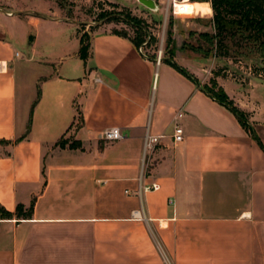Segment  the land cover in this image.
Here are the masks:
<instances>
[{
	"label": "crops",
	"instance_id": "crops-1",
	"mask_svg": "<svg viewBox=\"0 0 264 264\" xmlns=\"http://www.w3.org/2000/svg\"><path fill=\"white\" fill-rule=\"evenodd\" d=\"M32 12L0 5V264H264V148L202 61L102 29L84 58L78 24ZM251 120L264 133V103Z\"/></svg>",
	"mask_w": 264,
	"mask_h": 264
},
{
	"label": "rangeland",
	"instance_id": "rangeland-1",
	"mask_svg": "<svg viewBox=\"0 0 264 264\" xmlns=\"http://www.w3.org/2000/svg\"><path fill=\"white\" fill-rule=\"evenodd\" d=\"M172 1L156 0L159 6L157 11L146 8L139 0H0V5L15 11H34L32 13L39 17L74 21L85 36L86 55L90 33L102 29L138 39L134 24L137 23L153 39L148 45L150 39L146 37L140 47L147 55L156 58L162 49L163 59L173 56L180 63L187 59L202 61L204 88L216 96H226L224 100L240 111L249 125V131L262 142L264 133L253 127L251 119L253 111L257 112L264 103V93L260 89H264L263 49L258 43L246 41L239 48L228 34L225 40L228 56H219V51L210 42L216 33L211 1L196 0L198 3H194L192 0H178L180 2L176 1L174 8ZM223 81L238 84L240 91L229 96L221 85ZM61 143L78 145L70 140ZM23 207V213L30 214L31 205Z\"/></svg>",
	"mask_w": 264,
	"mask_h": 264
},
{
	"label": "trees",
	"instance_id": "trees-1",
	"mask_svg": "<svg viewBox=\"0 0 264 264\" xmlns=\"http://www.w3.org/2000/svg\"><path fill=\"white\" fill-rule=\"evenodd\" d=\"M194 3L196 0H192ZM212 3V9L214 11L213 23L215 28V35L210 38V42L215 48L219 51V56L227 57L228 56V47L225 44L226 37L230 34V40L234 42V44L241 48L244 43L247 42H255L260 45V47L264 51V0H210ZM133 22V21H132ZM131 24V22H130ZM136 24V32L138 34V39H131L132 42L140 48L141 45L146 41V37L150 39L148 45H151V41L153 40L151 36L147 33V31ZM116 34L129 38L125 34H121L119 32H115ZM85 36L81 37V51L80 55L82 57H86L85 45H84ZM215 42V43H214ZM149 56V55H148ZM151 60H156L155 57L149 56ZM166 62H170L174 65L178 70L187 74L186 71L176 65L174 62L173 56L164 59ZM188 75V74H187ZM191 77V76H190ZM206 89V88H205ZM206 91L218 102L222 105L228 107L234 115L238 118L241 125L249 130V125L247 121L242 117L240 111L228 103L225 96H216L212 91L206 89ZM256 140L259 141L260 145L264 148L261 141L257 138V136L251 132ZM11 141L0 140V146L10 145ZM61 148H65L67 143H59ZM72 149L77 148V145L71 144L69 146ZM23 205H19L16 211V216L19 218H30L32 216V206L30 210V214L25 215L23 213ZM13 214L7 212L3 208H0V218L1 219H12Z\"/></svg>",
	"mask_w": 264,
	"mask_h": 264
},
{
	"label": "built area",
	"instance_id": "built-area-1",
	"mask_svg": "<svg viewBox=\"0 0 264 264\" xmlns=\"http://www.w3.org/2000/svg\"><path fill=\"white\" fill-rule=\"evenodd\" d=\"M141 51L144 52V50L142 48H141ZM162 60H163V50L160 49V51L158 52V55L156 57V61L158 64H160ZM4 69H5V66L3 65V63H0V71H2ZM123 138H124V136H123L121 130L118 128L108 129L104 132V135H103V139L107 142H116V141L122 140ZM159 139H160V137L159 138L158 137L147 138L146 143H145L144 157H146V154L148 151L152 150L154 148V146L158 144ZM173 139H174V142H176V143L183 141L184 131H183L182 127H180L178 125L176 126ZM158 188L159 187H157L156 185H153L151 187L152 190H157Z\"/></svg>",
	"mask_w": 264,
	"mask_h": 264
},
{
	"label": "water",
	"instance_id": "water-1",
	"mask_svg": "<svg viewBox=\"0 0 264 264\" xmlns=\"http://www.w3.org/2000/svg\"><path fill=\"white\" fill-rule=\"evenodd\" d=\"M139 2L150 10L157 11L159 9L156 0H139Z\"/></svg>",
	"mask_w": 264,
	"mask_h": 264
},
{
	"label": "bare ground",
	"instance_id": "bare-ground-1",
	"mask_svg": "<svg viewBox=\"0 0 264 264\" xmlns=\"http://www.w3.org/2000/svg\"><path fill=\"white\" fill-rule=\"evenodd\" d=\"M176 1H178V0H173V1H172L173 8H174V6H175V2H176ZM181 1H184V0H181ZM189 1H191V0H189ZM178 2H180V1H178ZM191 2H192V1H191ZM174 12H175V10H174Z\"/></svg>",
	"mask_w": 264,
	"mask_h": 264
}]
</instances>
